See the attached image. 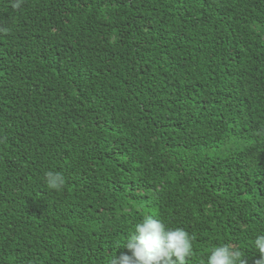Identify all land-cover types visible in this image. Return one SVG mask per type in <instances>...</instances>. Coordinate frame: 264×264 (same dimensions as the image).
<instances>
[{
  "label": "trees",
  "instance_id": "1",
  "mask_svg": "<svg viewBox=\"0 0 264 264\" xmlns=\"http://www.w3.org/2000/svg\"><path fill=\"white\" fill-rule=\"evenodd\" d=\"M13 2L0 0V264H108L145 214L194 237L187 264L226 242L259 264L264 0Z\"/></svg>",
  "mask_w": 264,
  "mask_h": 264
},
{
  "label": "clouds",
  "instance_id": "2",
  "mask_svg": "<svg viewBox=\"0 0 264 264\" xmlns=\"http://www.w3.org/2000/svg\"><path fill=\"white\" fill-rule=\"evenodd\" d=\"M22 3L23 0H14L12 6L19 8ZM260 131L264 132V129ZM44 179L51 190H60L65 185L64 176L56 171H47ZM193 240L194 237L184 228L168 227L163 220L145 214L121 241L131 255L115 254L109 258L108 264H187L193 254ZM251 244L260 254L259 264H264V234L256 235ZM244 255L243 250L232 243H221L210 249L203 264H245Z\"/></svg>",
  "mask_w": 264,
  "mask_h": 264
}]
</instances>
